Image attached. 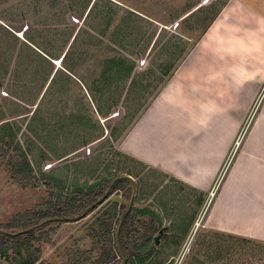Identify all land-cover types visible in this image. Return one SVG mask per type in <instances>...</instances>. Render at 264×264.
<instances>
[{
  "label": "rangeland",
  "instance_id": "1",
  "mask_svg": "<svg viewBox=\"0 0 264 264\" xmlns=\"http://www.w3.org/2000/svg\"><path fill=\"white\" fill-rule=\"evenodd\" d=\"M227 1L0 0V126L11 124L16 143L28 153L37 176L39 170L65 171L69 182L76 178L80 186L106 175L132 177L133 207H150L159 214L170 239L173 227L189 225L179 248L161 237L158 248H164L162 257L169 264H179L185 247L189 251L180 264H264V244L208 229V211L215 197L211 199V192L202 197L135 159L116 154L137 116L161 92ZM125 57L135 65V74H143L136 82L148 85V90L134 87L129 99L119 102L129 85L106 82L101 97L97 83L104 85L101 74L106 62ZM137 93L143 94L141 100ZM90 94H95L105 112L113 108L108 118L98 114ZM262 94L264 88L248 116L254 118L260 111ZM113 129L117 137L111 135ZM237 139L218 186L237 154ZM14 156L8 147L0 148V230L8 232L19 231L20 217L50 198L44 185L23 188L12 179L7 162ZM134 188L131 198L123 197L129 189L122 190L81 217L41 225L34 236L40 238L45 231V239L31 243L33 250H39L37 264H69L77 251L90 250L94 238L89 228L95 219L110 202L129 207ZM99 255L95 252L92 258ZM0 264L11 263L0 258Z\"/></svg>",
  "mask_w": 264,
  "mask_h": 264
},
{
  "label": "crops",
  "instance_id": "2",
  "mask_svg": "<svg viewBox=\"0 0 264 264\" xmlns=\"http://www.w3.org/2000/svg\"><path fill=\"white\" fill-rule=\"evenodd\" d=\"M173 72L117 150L202 197L217 187L208 229L264 244V103L216 184L264 88V0H228Z\"/></svg>",
  "mask_w": 264,
  "mask_h": 264
},
{
  "label": "trees",
  "instance_id": "3",
  "mask_svg": "<svg viewBox=\"0 0 264 264\" xmlns=\"http://www.w3.org/2000/svg\"><path fill=\"white\" fill-rule=\"evenodd\" d=\"M68 53L64 56L63 62L66 60ZM134 72L135 65L126 57L108 60L101 74V80L104 81V85H99L100 82L97 83L99 95L101 97L105 96L103 89L107 86L106 82H111V84L124 82L125 85H129L126 96L124 97L125 92L119 96V102L124 98L126 102L131 96L134 87L140 86V91L146 92L148 85L136 82L137 79H141L143 74H135ZM130 81L131 83L128 84ZM139 94L137 93V96ZM90 96L93 103L97 106L98 114L101 117L108 118L110 110L113 108L111 107L109 112H105L99 106V101L95 94H90ZM141 96H138L139 100H141ZM138 106L141 107L142 104H138ZM133 118L135 119L136 116ZM93 125L95 129L96 125ZM12 128L11 124L8 123L0 126V148L6 146L9 150L15 152V156L7 162L12 179L23 188L44 185L49 191L50 198L48 202L38 206L28 215L20 217L18 223L16 222V226L20 227L19 231L8 232V229L0 230V258L11 264H37L39 261L37 252L39 250H33L31 243L34 240L45 239L44 236L47 234L45 231L40 238L34 236L35 233L39 232L41 225L45 227L47 224L61 219H74L81 216L109 192L113 183L115 185L105 202L109 203L112 196L122 190L127 191V189L130 190V193H124L123 197L131 198L130 194L134 184L125 178L123 174L110 178L109 175H106L95 183L89 184V182H85L81 186L76 178L69 182L70 177L67 176L65 171L45 173L39 170V175L37 176L34 166L28 159V153L23 150L19 143H16L17 135ZM111 135L117 137V132L113 129ZM116 154L126 157L120 152ZM108 165L111 164H107L106 172L107 169L109 170ZM127 209L128 207L126 208L118 202H110L89 228V234L93 235L94 238L93 247L86 252L77 251L69 259V264H121L122 257L126 259V264H169L168 260L162 257L164 248H158L155 241V236L164 229L162 218L150 207L143 209L133 207L125 217L117 239L118 227ZM31 229L32 231H30ZM172 229L173 235L171 239L168 236L169 230L165 229L163 236L166 244L171 242L175 248H179L181 242L185 239V235L187 236L189 232V225L177 226ZM55 231L50 230L48 233L54 234ZM95 252H99L100 255L94 259L92 255Z\"/></svg>",
  "mask_w": 264,
  "mask_h": 264
},
{
  "label": "water",
  "instance_id": "4",
  "mask_svg": "<svg viewBox=\"0 0 264 264\" xmlns=\"http://www.w3.org/2000/svg\"><path fill=\"white\" fill-rule=\"evenodd\" d=\"M126 178L129 179L132 183H134V180L132 179V177H126ZM114 185H115V183L112 184V187H111V189L109 190V192H108V193H107V194H106V195H105V196L99 201V203L102 202V201H104V200L108 197V195L110 194V192H111L112 188L114 187ZM135 197H136V188H134V194H133V196H132V199H131L130 205H129V207H128L126 213H125V214L122 216V218H121V223H120V226H119L118 231H117V239L119 238V232H120L121 226H122V224H123V222H124V220H125V217L129 214V212L131 211V209H132V207H133V203H134V199H135ZM96 205H97V204H96ZM94 206H95V205H94ZM94 206H93V207H94ZM95 207H96V206H95ZM89 210H90V209H89ZM89 210H87V211H89ZM87 211H86V212H87ZM86 212L83 213L81 216H83L84 214H86ZM81 216H79V217H81ZM164 231H165V228L162 229V230L160 231L159 236L155 238L156 246H157V247L160 246V239H161V237L163 236ZM121 264H126V259H125L124 257H122V262H121Z\"/></svg>",
  "mask_w": 264,
  "mask_h": 264
},
{
  "label": "built area",
  "instance_id": "5",
  "mask_svg": "<svg viewBox=\"0 0 264 264\" xmlns=\"http://www.w3.org/2000/svg\"><path fill=\"white\" fill-rule=\"evenodd\" d=\"M262 95H264V94H262ZM252 119H253V118H252V116H251L250 119H249V121L251 122ZM249 121H248L247 124L244 126L243 131L241 132L239 138L237 139V142H236V144H235V148H234V149H235V151H234L235 154L237 153V151H238L239 148L241 147V144H242L243 138L245 137V134H246V132H247L249 126H250V122H249ZM217 186H218V184H217ZM216 192H217V187L214 188V189L211 191V199L215 196ZM187 251H189V250H187V248L185 247V249L182 251V253L180 254V256H179V258H178V263H179V264H180L181 260L184 258L185 254H187Z\"/></svg>",
  "mask_w": 264,
  "mask_h": 264
},
{
  "label": "bare ground",
  "instance_id": "6",
  "mask_svg": "<svg viewBox=\"0 0 264 264\" xmlns=\"http://www.w3.org/2000/svg\"><path fill=\"white\" fill-rule=\"evenodd\" d=\"M200 226H201V222L199 221V222H197V225H196L195 229L198 230Z\"/></svg>",
  "mask_w": 264,
  "mask_h": 264
}]
</instances>
